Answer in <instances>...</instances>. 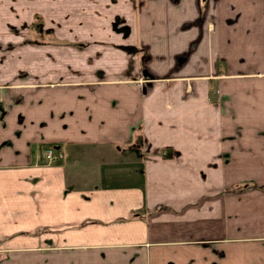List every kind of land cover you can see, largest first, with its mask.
<instances>
[{
    "label": "crops",
    "instance_id": "obj_1",
    "mask_svg": "<svg viewBox=\"0 0 264 264\" xmlns=\"http://www.w3.org/2000/svg\"><path fill=\"white\" fill-rule=\"evenodd\" d=\"M0 16V264H264V0Z\"/></svg>",
    "mask_w": 264,
    "mask_h": 264
},
{
    "label": "rangeland",
    "instance_id": "obj_2",
    "mask_svg": "<svg viewBox=\"0 0 264 264\" xmlns=\"http://www.w3.org/2000/svg\"><path fill=\"white\" fill-rule=\"evenodd\" d=\"M113 25L115 27V29H122L123 32H127V24H125L123 22V16L121 14L119 15H114L113 16ZM1 18V16H0ZM43 15L38 13V14H32V17L30 19V21L26 20V18L24 20H19L17 21L15 19L14 22H9L8 21V26L9 29L11 30H18L19 29V25H21L23 28L25 26V28L27 29L28 34H30L29 37H35L36 38H44L47 37L48 39H53V38H57L58 36L55 35V33L52 31L51 26L43 23L44 20H42ZM55 19V18H54ZM57 20V24L61 23L60 19L56 18ZM7 256V253L3 252L0 253V261Z\"/></svg>",
    "mask_w": 264,
    "mask_h": 264
},
{
    "label": "built area",
    "instance_id": "obj_3",
    "mask_svg": "<svg viewBox=\"0 0 264 264\" xmlns=\"http://www.w3.org/2000/svg\"><path fill=\"white\" fill-rule=\"evenodd\" d=\"M42 154L45 158H56L60 157L63 154V151L59 149L57 146H54V144H46L43 147Z\"/></svg>",
    "mask_w": 264,
    "mask_h": 264
},
{
    "label": "trees",
    "instance_id": "obj_4",
    "mask_svg": "<svg viewBox=\"0 0 264 264\" xmlns=\"http://www.w3.org/2000/svg\"><path fill=\"white\" fill-rule=\"evenodd\" d=\"M54 144V143H53Z\"/></svg>",
    "mask_w": 264,
    "mask_h": 264
}]
</instances>
